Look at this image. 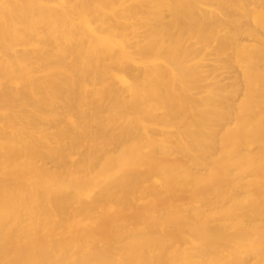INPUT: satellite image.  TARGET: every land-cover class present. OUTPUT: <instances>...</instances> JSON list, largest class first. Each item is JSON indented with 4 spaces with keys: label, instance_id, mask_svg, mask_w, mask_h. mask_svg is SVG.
<instances>
[{
    "label": "bare ground",
    "instance_id": "obj_1",
    "mask_svg": "<svg viewBox=\"0 0 264 264\" xmlns=\"http://www.w3.org/2000/svg\"><path fill=\"white\" fill-rule=\"evenodd\" d=\"M0 264H264V0H0Z\"/></svg>",
    "mask_w": 264,
    "mask_h": 264
}]
</instances>
